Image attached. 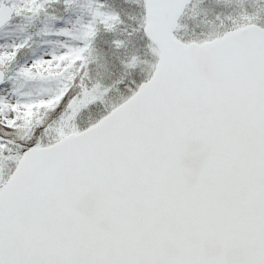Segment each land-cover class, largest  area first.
Listing matches in <instances>:
<instances>
[{
	"label": "snow or ice",
	"instance_id": "snow-or-ice-1",
	"mask_svg": "<svg viewBox=\"0 0 264 264\" xmlns=\"http://www.w3.org/2000/svg\"><path fill=\"white\" fill-rule=\"evenodd\" d=\"M0 264H264V0H0Z\"/></svg>",
	"mask_w": 264,
	"mask_h": 264
}]
</instances>
